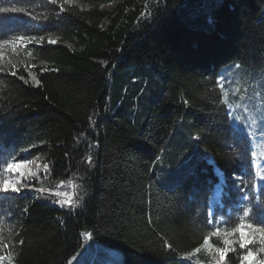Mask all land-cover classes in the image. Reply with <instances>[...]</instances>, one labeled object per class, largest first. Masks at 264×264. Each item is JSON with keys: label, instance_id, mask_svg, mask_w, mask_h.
Wrapping results in <instances>:
<instances>
[{"label": "trees", "instance_id": "obj_1", "mask_svg": "<svg viewBox=\"0 0 264 264\" xmlns=\"http://www.w3.org/2000/svg\"><path fill=\"white\" fill-rule=\"evenodd\" d=\"M3 8L24 10L0 11V253L13 264H70L91 238L121 250V264H193L186 256L201 257L205 238L216 243L215 167L224 207L246 193L264 221L253 145L226 102L264 78V0H0ZM37 156L48 177L4 191L11 165ZM68 188L76 206H56L50 191ZM253 248V263L235 251L202 260L259 264L264 245Z\"/></svg>", "mask_w": 264, "mask_h": 264}, {"label": "rangeland", "instance_id": "obj_2", "mask_svg": "<svg viewBox=\"0 0 264 264\" xmlns=\"http://www.w3.org/2000/svg\"><path fill=\"white\" fill-rule=\"evenodd\" d=\"M120 1L123 0H118V2ZM115 5L116 3L110 6L113 7ZM51 41L55 40L51 39ZM231 97L232 99L226 96V102L229 105L232 120L237 127L249 136L254 149L252 166L258 174L257 185L259 180L264 183V78L262 82H257L253 85L249 82H242L231 93ZM196 156L201 158L202 154ZM196 156L186 162L175 181L170 183L171 186L176 185L193 168ZM205 158L213 164L214 159L211 155L206 154ZM94 159L91 158L89 161L94 163ZM216 170L219 169L215 167V172ZM50 171L51 166L41 156L15 162L10 167L11 176L4 187L10 190L15 187L18 189L15 192L19 193L31 191L48 177ZM216 176L218 181L211 189L209 199V223L213 228V236L216 239V243L210 241L203 245L204 247H201V257L193 258L191 255H187L186 258L193 264H204L205 261L202 260V256L208 257L210 255L211 258L218 260V257L221 258V256L217 249H227L221 261H224L229 256V252L235 251V256L239 258L247 257L246 262L253 263L255 256L248 255V253H253V247L258 246L261 249L262 245H264V223H258L257 219L256 221L253 219V209L248 204L251 197L246 193L240 197L239 203L234 204L230 209H226L222 198L226 193L227 184L221 173L217 172ZM50 192L51 194H57V197H51V199L56 206L62 208H74L80 199L70 188L62 194L56 193L55 190ZM223 211H225V215H223ZM227 216H231L230 219L233 220H227ZM241 222L245 225L243 235L252 240L244 248L240 247L242 233L236 232L233 234V228ZM248 224H252L253 227L248 228ZM225 240L229 241V243L225 244ZM122 254L121 250L98 243L91 238L87 241L86 247L71 260L70 264H121ZM241 262L242 260L237 264ZM243 262L245 261L243 260ZM0 264H13L11 256L6 253H0ZM259 264H264V260Z\"/></svg>", "mask_w": 264, "mask_h": 264}, {"label": "snow or ice", "instance_id": "obj_3", "mask_svg": "<svg viewBox=\"0 0 264 264\" xmlns=\"http://www.w3.org/2000/svg\"><path fill=\"white\" fill-rule=\"evenodd\" d=\"M0 11H3L5 13L7 12H21V11H24L23 9H19V8H3V9H0ZM4 191H6L7 189L4 188L3 189ZM13 191H18V189H16L15 187H13ZM245 215H247V213H245ZM258 223H264V221H260V220H257ZM245 227V225L241 222L239 223L236 227L233 228V234H235L236 232H241L242 235H241V244H240V247L241 248H244L247 246V244L251 243L252 240L250 238H246L244 235H243V228ZM248 228H252L253 225L252 224H248L247 225ZM205 243L208 242V238H205ZM225 244L229 243V241L225 240L224 241ZM217 251L220 253V256H221V259L224 258V255L226 254L227 252V249H217ZM248 255H251V253H248ZM245 259H247V257H245Z\"/></svg>", "mask_w": 264, "mask_h": 264}, {"label": "bare ground", "instance_id": "obj_4", "mask_svg": "<svg viewBox=\"0 0 264 264\" xmlns=\"http://www.w3.org/2000/svg\"><path fill=\"white\" fill-rule=\"evenodd\" d=\"M217 172H218L219 174L221 173L219 170H216V173H217ZM221 174H222V173H221Z\"/></svg>", "mask_w": 264, "mask_h": 264}]
</instances>
